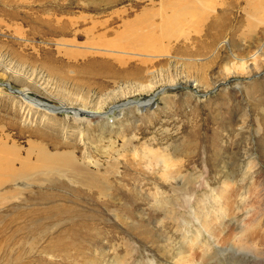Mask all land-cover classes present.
Segmentation results:
<instances>
[{
    "label": "rangeland",
    "instance_id": "rangeland-1",
    "mask_svg": "<svg viewBox=\"0 0 264 264\" xmlns=\"http://www.w3.org/2000/svg\"><path fill=\"white\" fill-rule=\"evenodd\" d=\"M263 9L0 0V264H264Z\"/></svg>",
    "mask_w": 264,
    "mask_h": 264
},
{
    "label": "bare ground",
    "instance_id": "bare-ground-1",
    "mask_svg": "<svg viewBox=\"0 0 264 264\" xmlns=\"http://www.w3.org/2000/svg\"><path fill=\"white\" fill-rule=\"evenodd\" d=\"M236 1V0H235ZM238 1H241V0H238ZM253 1V0H252ZM258 1V0H257ZM191 2V1H190ZM248 2V1H247ZM246 2V3H247ZM232 3V2H231ZM235 3V2H234ZM246 3H245V5H246ZM235 4H237V3H235ZM234 4V5H235ZM239 4V3H238ZM237 4V5H238ZM254 4V3H253ZM231 5H233V4H231ZM233 5V6H234ZM257 5H258V2L256 3V6H255V4L253 5V6H255V7H257ZM230 6V5H229ZM228 6V7H229ZM179 7V6H178ZM240 7V6H239ZM254 7V8H255ZM258 7H259V5H258ZM181 8V7H180ZM245 8H246V6H245ZM230 10H231V8H229ZM233 9V8H232ZM243 9V8H242ZM246 9H248V8H246ZM251 9V8H250ZM261 9V8H260ZM227 10V9H226ZM254 10V9H253ZM264 10V9H263ZM229 11V10H228ZM238 12H240V11H238ZM249 13L247 10L246 11H244V13ZM252 12V11H251ZM256 12V11H255ZM262 13H263V11H261ZM227 13V12H226ZM233 13V12H232ZM243 13V12H242ZM228 14H230V12H228ZM250 14V13H249ZM231 15V14H230ZM235 15V14H234ZM245 16V15H244ZM247 16V15H246ZM257 16H259V15H257ZM256 16V17H257ZM226 17V19H227V16H225ZM243 17V16H242ZM260 17V16H259ZM233 18V17H232ZM232 18H230V21L232 20ZM224 19V18H223ZM261 19V18H260ZM215 20V19H214ZM219 20H220V18H219ZM225 20V19H224ZM229 20V19H228ZM215 22V21H214ZM218 23V21L215 23V24H217ZM220 23V22H219ZM226 24V23H225ZM225 24H223L224 25V27L226 26ZM222 25V26H223ZM213 26V25H212ZM211 26V27H212ZM217 26V25H216ZM215 26V28L217 29V27H219V26H221V24L219 25V26H217L216 27ZM251 27H252V24L250 25ZM249 26V27H250ZM210 27V28H211ZM226 27H228V26H226ZM253 27H254V25H253ZM252 27V28H253ZM223 27H221V29H222ZM225 29H227V28H225ZM224 29V30H225ZM139 38V37H138ZM143 38V37H142ZM136 40H138L137 38H136ZM140 41H141V39H140ZM130 42V41H129ZM141 42H143V40L141 41ZM140 42V43H141ZM138 44V43H137ZM137 46H141V45H137ZM132 54V53H131ZM257 62V61H256ZM259 64V63H258ZM244 66L245 65H240L239 67H237V68H233V69H231V70H233V74L234 75H244L245 73H247L248 75H252L256 70H260L263 66H262V64L260 65H256L253 69H249V71L246 69H244ZM230 70V71H231ZM173 83H175V82H171V84H173ZM175 85V84H174ZM163 86V85H162ZM171 87V85H168V87ZM15 93H17L18 95H20V96H22V97H24L26 100L28 99L27 97H25V95H23V94H21L20 92H15ZM159 93V92H158ZM155 95H157V93L155 94ZM152 99L154 100V97H152ZM31 102V103H30ZM29 103L31 104V105H33L32 103H34V104H36V105H38L37 107H43V108H49L50 110H52L50 113H67V114H73V115H75L76 117H79L78 115H79V113H83V111L81 112V111H77V113H75V112H73L71 109H67V108H62L61 107V110H59L58 112L54 109V107H52V106H48V105H44V104H41V103H35L34 101H31V100H29ZM129 102H127L125 105H123L124 107L125 106H127V105H131V104H135V106L136 107H138V109H141V108H147V107H149V105L151 104V102L150 101H144V102H138V103H140V104H138V103H135V102H131L130 104H128ZM86 103H85V101L83 102V106L85 105ZM122 106V105H121ZM261 106H262V104L261 103H258L257 105H256V107H255V109H254V111H255V113H256V115L258 116V121H259V123H260V127H261V129L262 130H264V108H261ZM56 108H59V107H56ZM116 108V107H115ZM49 110V111H50ZM88 110H85V112H87ZM91 111H93L92 113H101V108H97V109H93V110H91ZM4 148V153L6 154V161H4V164L6 163L7 164V166H8V168L7 169H2V168H0V173H4L5 171H6V173L8 174V175H10L11 177H12V179L14 178H16V177H20L21 175H23V174H26V173H28V172H30L31 170H34V169H40V170H47V169H49L55 162H56V160H57V157L56 156H52V155H50L47 151H45L44 149H41L40 151H39V153H38V158H37V160H36V163L35 164H32L31 162H28L27 160H20V159H18V158H16V156H15V153L12 151V150H10V149H8L7 147H5V146H2V149ZM7 153H10V155H9V157L7 156ZM87 160V159H86ZM15 162H18V163H20L19 165L21 166V171L19 172V174H15V176H13V174H11L12 173V166L15 164ZM90 163L92 162V161H89ZM257 166V165H256ZM251 167V166H250ZM167 171V170H166ZM249 172H250V170H249ZM16 173V172H15ZM1 176V175H0ZM253 181H255V180H253ZM256 182H258V181H256ZM7 184V183H6ZM226 184V183H225ZM225 184H224V186H225ZM227 185V184H226ZM262 185H264V179H263V181H262ZM223 186V187H224ZM1 187H3V185L0 183V188ZM257 183H254L253 182V184H252V187H250V189H247L246 191H245V193H243L244 194V198L246 199V200H249V199H251L253 196L254 197H257V196H260V198H261V194L260 195H258V193L256 194H254L253 195V191L252 190H254V192H256V190H257ZM228 188H229V185H227L226 187H224L223 189H221V190H223V195H224V197L226 198V199H230V197H232V195L229 193V190H228ZM230 190L232 189V188H229ZM245 190V189H244ZM261 192V191H260ZM243 194H241V195H243ZM3 196H5V198L7 197V195H3ZM243 197V196H242ZM263 197V196H262ZM259 198V197H258ZM245 200V201H246ZM225 201V200H224ZM231 202V201H230ZM230 206H228V209H230L229 208ZM259 221H262V220H259ZM264 223V222H263ZM259 224H260V222H259ZM264 230V229H263ZM246 233V232H245ZM246 234H248V233H246ZM246 234H244L245 236H246ZM247 237V236H246ZM242 248V247H241ZM244 248H246V250L247 251H251V250H248L247 249V247H244ZM243 248V249H244ZM249 248V247H248ZM263 248V247H262ZM181 252V251H180ZM185 253V252H184ZM252 253H253V255L255 256V258L256 259H262V257H263V255L264 254H262L260 251H256V250H252ZM181 254H183V253H181ZM185 255V254H184ZM188 256V255H187ZM185 257V256H184ZM183 257V258H184ZM189 257V256H188ZM187 257V259H189ZM181 258H182V255H181ZM184 260H186L185 258H184ZM190 260V259H189ZM185 262V261H184ZM180 263V262H179ZM186 263V262H185ZM207 263V262H206ZM256 263H257V261H256Z\"/></svg>",
    "mask_w": 264,
    "mask_h": 264
},
{
    "label": "water",
    "instance_id": "water-1",
    "mask_svg": "<svg viewBox=\"0 0 264 264\" xmlns=\"http://www.w3.org/2000/svg\"><path fill=\"white\" fill-rule=\"evenodd\" d=\"M5 87H7L8 89H11V87L10 86H8V85H4ZM15 92H17L18 90H14ZM13 92V91H12ZM51 106V105H50ZM52 107H54V106H52ZM54 109L58 112L59 110H61V108H56V107H54Z\"/></svg>",
    "mask_w": 264,
    "mask_h": 264
}]
</instances>
